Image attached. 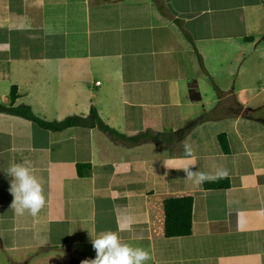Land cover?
Instances as JSON below:
<instances>
[{
    "label": "crops",
    "instance_id": "obj_1",
    "mask_svg": "<svg viewBox=\"0 0 264 264\" xmlns=\"http://www.w3.org/2000/svg\"><path fill=\"white\" fill-rule=\"evenodd\" d=\"M13 87L14 106L48 121L95 107L126 138L0 111V264H83L108 230L148 264H264V0H0V103ZM24 161L48 196L37 216L11 209ZM189 162L230 187L186 180ZM188 195L192 233L166 237L165 200Z\"/></svg>",
    "mask_w": 264,
    "mask_h": 264
},
{
    "label": "clouds",
    "instance_id": "obj_2",
    "mask_svg": "<svg viewBox=\"0 0 264 264\" xmlns=\"http://www.w3.org/2000/svg\"><path fill=\"white\" fill-rule=\"evenodd\" d=\"M184 158L189 161L193 158L190 145L184 146ZM195 165L189 162L183 168H179L183 170V177L186 180L200 185L213 178L199 170H193ZM6 174L10 178L9 192L14 198L11 209L16 215H24L27 212L37 216L46 206L48 196L41 179L34 174L29 162L10 163ZM136 238L143 237L138 235ZM91 243L96 251V257L83 261V264H148L151 260L149 251L124 243L117 232L110 230L95 237L91 234Z\"/></svg>",
    "mask_w": 264,
    "mask_h": 264
},
{
    "label": "trees",
    "instance_id": "obj_3",
    "mask_svg": "<svg viewBox=\"0 0 264 264\" xmlns=\"http://www.w3.org/2000/svg\"><path fill=\"white\" fill-rule=\"evenodd\" d=\"M190 96L193 100H200L201 94L197 91L196 81L190 84ZM11 103L9 105L0 103V111H5L13 114H17L37 122L40 126L50 129V130H63L72 126H86V127H98L103 130L113 139H125L126 135L120 133L116 129L109 126L100 116L98 110L93 107L88 115H75L67 117L62 121H48L35 115L28 105L14 106L15 101L19 98V93L17 87H13L10 94ZM241 106V105H240ZM243 107H240V111ZM216 109L204 112L200 117L189 123L186 130L189 131L193 126L199 124L200 122L209 120L213 118V114ZM256 109L245 110L246 114L250 117L256 116ZM158 135L149 136L152 139H156ZM147 134H143L138 137L136 142H142L147 140ZM221 145L225 153H229V144L227 136L225 133L219 136ZM231 185L230 179L228 177H215L209 181L203 183L206 189H227ZM193 196H181V197H171L165 200V222H164V235L166 237H179L188 236L192 233L193 226ZM71 264H81L78 260H73Z\"/></svg>",
    "mask_w": 264,
    "mask_h": 264
},
{
    "label": "rangeland",
    "instance_id": "obj_4",
    "mask_svg": "<svg viewBox=\"0 0 264 264\" xmlns=\"http://www.w3.org/2000/svg\"><path fill=\"white\" fill-rule=\"evenodd\" d=\"M216 109V108H215ZM237 110V108L234 110V111H236ZM260 114V113H259ZM264 114V113H263Z\"/></svg>",
    "mask_w": 264,
    "mask_h": 264
},
{
    "label": "built area",
    "instance_id": "obj_5",
    "mask_svg": "<svg viewBox=\"0 0 264 264\" xmlns=\"http://www.w3.org/2000/svg\"><path fill=\"white\" fill-rule=\"evenodd\" d=\"M98 84H99V82H98Z\"/></svg>",
    "mask_w": 264,
    "mask_h": 264
}]
</instances>
